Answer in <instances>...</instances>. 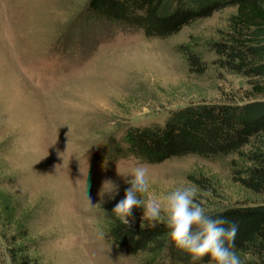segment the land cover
I'll list each match as a JSON object with an SVG mask.
<instances>
[{"label":"rangeland","instance_id":"1","mask_svg":"<svg viewBox=\"0 0 264 264\" xmlns=\"http://www.w3.org/2000/svg\"><path fill=\"white\" fill-rule=\"evenodd\" d=\"M86 2L0 0V188L15 199L43 264H137L139 253L104 236L137 164L149 168L145 199H163L179 186L202 193L193 183L199 177L215 182L222 196L204 194L206 210L243 197L229 179L227 161L235 153L150 164L112 152L127 126L162 124L169 110L186 104L241 98L245 78L217 67L205 44L233 8L158 38L85 22ZM190 36L205 63L201 73L189 72L175 50ZM107 180L120 186L115 199ZM133 212L135 221L144 219L142 208ZM0 264H8L1 236Z\"/></svg>","mask_w":264,"mask_h":264},{"label":"trees","instance_id":"2","mask_svg":"<svg viewBox=\"0 0 264 264\" xmlns=\"http://www.w3.org/2000/svg\"><path fill=\"white\" fill-rule=\"evenodd\" d=\"M227 7L233 11L226 16L225 26L205 44L217 67L245 78L241 98L186 104L169 110L162 124L127 126L112 152L116 158L134 157L150 164L186 154L215 157L235 153L227 161L229 179L243 197L206 211L239 225L236 251L243 264H264V0H87L80 18L165 38ZM193 40L190 36L175 50L189 72L201 73L205 63ZM193 181L203 193H197V203L209 202V196L222 197L209 178ZM17 212L15 199L0 188V236L8 264H43ZM168 233L163 220L153 226L144 218L128 227L110 214L104 236L128 254L139 253L137 264L209 263L208 256L192 261Z\"/></svg>","mask_w":264,"mask_h":264},{"label":"clouds","instance_id":"3","mask_svg":"<svg viewBox=\"0 0 264 264\" xmlns=\"http://www.w3.org/2000/svg\"><path fill=\"white\" fill-rule=\"evenodd\" d=\"M129 176L131 179L125 182L130 187L124 190L123 198L112 209L124 225L131 227L136 219L133 209L142 208L143 218L153 226L158 221L166 220L171 240L178 249L188 253L192 261H203L208 256L209 264H243L236 251L239 225L208 215L206 209L196 202L195 187L179 186L169 191L163 199L156 195L145 199L150 190L148 166L137 164ZM104 185L108 186L106 193H110V199L119 195L120 186L117 183L107 180Z\"/></svg>","mask_w":264,"mask_h":264}]
</instances>
